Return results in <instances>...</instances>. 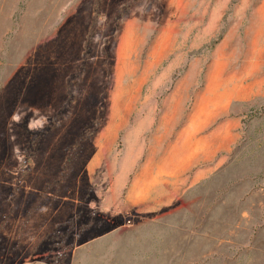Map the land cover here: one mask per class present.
I'll return each instance as SVG.
<instances>
[{"label": "rangeland", "instance_id": "rangeland-1", "mask_svg": "<svg viewBox=\"0 0 264 264\" xmlns=\"http://www.w3.org/2000/svg\"><path fill=\"white\" fill-rule=\"evenodd\" d=\"M0 264H264V0H0Z\"/></svg>", "mask_w": 264, "mask_h": 264}, {"label": "crops", "instance_id": "crops-1", "mask_svg": "<svg viewBox=\"0 0 264 264\" xmlns=\"http://www.w3.org/2000/svg\"><path fill=\"white\" fill-rule=\"evenodd\" d=\"M166 195L164 196L163 203L160 204L159 200H153L151 196H145L144 193L136 192L134 188H132L128 189V192L122 197H117L115 195L114 197L102 198L101 204L103 206L112 205L113 203H115L116 206L121 205V208L125 210L126 214L130 213L131 211H136L137 213L144 212L148 213L149 215L157 211L159 208L168 206L173 201V196ZM130 225L118 224L116 226L105 228L104 230L116 231L118 234L124 235L126 237L137 231L148 232L150 230H157V224L153 222H143L131 226Z\"/></svg>", "mask_w": 264, "mask_h": 264}, {"label": "clouds", "instance_id": "clouds-1", "mask_svg": "<svg viewBox=\"0 0 264 264\" xmlns=\"http://www.w3.org/2000/svg\"><path fill=\"white\" fill-rule=\"evenodd\" d=\"M43 127V125H41V128ZM29 128L31 129V130H34V126L32 125V123L30 122L29 123Z\"/></svg>", "mask_w": 264, "mask_h": 264}]
</instances>
